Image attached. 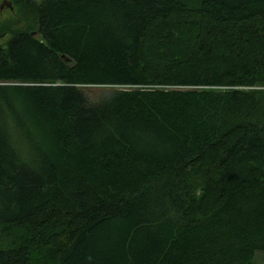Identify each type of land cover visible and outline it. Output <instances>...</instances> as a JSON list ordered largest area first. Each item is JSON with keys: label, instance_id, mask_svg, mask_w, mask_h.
I'll list each match as a JSON object with an SVG mask.
<instances>
[{"label": "trees", "instance_id": "trees-1", "mask_svg": "<svg viewBox=\"0 0 264 264\" xmlns=\"http://www.w3.org/2000/svg\"><path fill=\"white\" fill-rule=\"evenodd\" d=\"M12 1L0 264H264V0Z\"/></svg>", "mask_w": 264, "mask_h": 264}, {"label": "rangeland", "instance_id": "rangeland-1", "mask_svg": "<svg viewBox=\"0 0 264 264\" xmlns=\"http://www.w3.org/2000/svg\"><path fill=\"white\" fill-rule=\"evenodd\" d=\"M4 0H0V23H4L6 21H10V19L13 17V14L16 13L17 7L11 8V6L4 4L2 7ZM11 34L7 33L0 36V43H5L9 38Z\"/></svg>", "mask_w": 264, "mask_h": 264}, {"label": "water", "instance_id": "water-1", "mask_svg": "<svg viewBox=\"0 0 264 264\" xmlns=\"http://www.w3.org/2000/svg\"><path fill=\"white\" fill-rule=\"evenodd\" d=\"M4 4H7V5L12 7L13 6V1L12 0H4V2L2 4V7H3Z\"/></svg>", "mask_w": 264, "mask_h": 264}]
</instances>
